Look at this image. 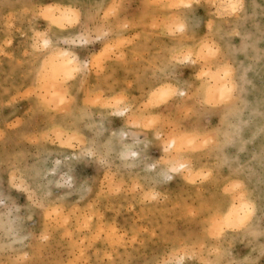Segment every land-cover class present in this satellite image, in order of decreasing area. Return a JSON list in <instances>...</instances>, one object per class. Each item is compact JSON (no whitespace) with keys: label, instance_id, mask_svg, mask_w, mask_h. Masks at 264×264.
Instances as JSON below:
<instances>
[{"label":"clouds","instance_id":"obj_1","mask_svg":"<svg viewBox=\"0 0 264 264\" xmlns=\"http://www.w3.org/2000/svg\"><path fill=\"white\" fill-rule=\"evenodd\" d=\"M0 264H264V0H0Z\"/></svg>","mask_w":264,"mask_h":264}]
</instances>
